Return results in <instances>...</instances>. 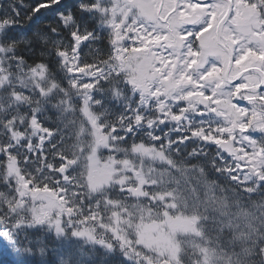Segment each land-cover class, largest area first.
Wrapping results in <instances>:
<instances>
[{"label": "snow or ice", "instance_id": "6c2138e0", "mask_svg": "<svg viewBox=\"0 0 264 264\" xmlns=\"http://www.w3.org/2000/svg\"><path fill=\"white\" fill-rule=\"evenodd\" d=\"M0 264H264V0H0Z\"/></svg>", "mask_w": 264, "mask_h": 264}]
</instances>
